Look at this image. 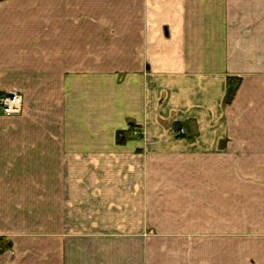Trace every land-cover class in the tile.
Returning a JSON list of instances; mask_svg holds the SVG:
<instances>
[{"label":"crops","instance_id":"obj_1","mask_svg":"<svg viewBox=\"0 0 264 264\" xmlns=\"http://www.w3.org/2000/svg\"><path fill=\"white\" fill-rule=\"evenodd\" d=\"M12 92L0 264H264V0H0Z\"/></svg>","mask_w":264,"mask_h":264},{"label":"built area","instance_id":"obj_2","mask_svg":"<svg viewBox=\"0 0 264 264\" xmlns=\"http://www.w3.org/2000/svg\"><path fill=\"white\" fill-rule=\"evenodd\" d=\"M0 110L5 117L19 116L22 112V97L16 92L0 96Z\"/></svg>","mask_w":264,"mask_h":264},{"label":"trees","instance_id":"obj_3","mask_svg":"<svg viewBox=\"0 0 264 264\" xmlns=\"http://www.w3.org/2000/svg\"><path fill=\"white\" fill-rule=\"evenodd\" d=\"M239 83L238 82H232V80L227 81V93H226V98H225V102H224L225 105H229L232 102L234 95L236 93V90L239 86ZM233 84H235V86ZM176 129L178 130V128H176ZM124 135L125 134L121 133V132L116 134V143L118 145H122L125 142Z\"/></svg>","mask_w":264,"mask_h":264},{"label":"rangeland","instance_id":"obj_4","mask_svg":"<svg viewBox=\"0 0 264 264\" xmlns=\"http://www.w3.org/2000/svg\"><path fill=\"white\" fill-rule=\"evenodd\" d=\"M8 94H10V93H8ZM6 95H7V94H6ZM178 132H179V135H180V136H183V135L185 134L183 131H178ZM0 241H1L0 244H2V245H4V246L6 245V242H5V241H6V238H1ZM2 241H3V242H2ZM145 241H146V243H147V241H149V238H145ZM146 243H145V244H146ZM150 244H152V243H150ZM146 245H147V244H146Z\"/></svg>","mask_w":264,"mask_h":264}]
</instances>
